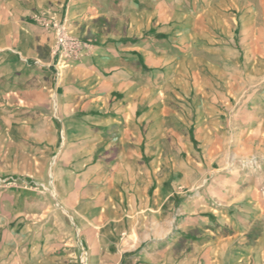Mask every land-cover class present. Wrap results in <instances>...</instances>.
Instances as JSON below:
<instances>
[{
  "label": "crops",
  "instance_id": "crops-1",
  "mask_svg": "<svg viewBox=\"0 0 264 264\" xmlns=\"http://www.w3.org/2000/svg\"><path fill=\"white\" fill-rule=\"evenodd\" d=\"M38 14L80 60L57 66ZM246 45L264 0H0V264H264Z\"/></svg>",
  "mask_w": 264,
  "mask_h": 264
},
{
  "label": "rangeland",
  "instance_id": "rangeland-1",
  "mask_svg": "<svg viewBox=\"0 0 264 264\" xmlns=\"http://www.w3.org/2000/svg\"><path fill=\"white\" fill-rule=\"evenodd\" d=\"M37 16H39V17H44L45 19H47L48 21H50V22H57L58 23V27L59 28H64V31H66V32H68V33H71L72 34V36L74 35L72 32H71V30H70V28H69V26L67 25V23H66V21L64 20V19H57L56 17H54V16H52V15H44V14H38V15H36L34 18H35V21L37 22V20H36V17ZM38 23V22H37ZM47 30H49V31H51L52 32V34L54 35V52H55V54H56V56H57V66H59L60 68L61 67H65V66H67L66 65V63H64L61 59H60V57H59V51L58 50H56V40H57V35H56V31L55 30H53V29H47ZM244 35V34H243ZM75 36V35H74ZM78 38V37H77ZM79 39V38H78ZM82 41V40H81ZM83 42V41H82ZM84 43V42H83ZM257 49V50H256ZM256 51H257V54L258 55H264V47L262 48V47H258V48H254L253 46H248V45H246V46H243L242 47V50H241V52H242V56L243 57H245L246 59H249L250 57L251 58H253V56L256 54ZM229 53H230V50L228 51ZM228 52H227V54H228ZM232 54V53H231ZM251 63H249V62H245L244 64H243V73H242V83H241V85H242V89H243V91H249L250 89H254L255 88V86H254V84H257V83H259L260 82V78H262L263 76L262 75H260V74H258V76L257 75H252L251 74V72H249V70H250V68H251ZM264 71V66L263 65H261V63H259L258 64V67H257V72H263ZM260 76V77H259ZM230 81H232V80H230ZM257 86V85H256ZM259 86V85H258ZM177 198V197H179V198H182L183 197V195H181V196H176V193L175 192H173V199L174 198ZM173 211H176V208H174L173 209Z\"/></svg>",
  "mask_w": 264,
  "mask_h": 264
},
{
  "label": "built area",
  "instance_id": "built-area-1",
  "mask_svg": "<svg viewBox=\"0 0 264 264\" xmlns=\"http://www.w3.org/2000/svg\"><path fill=\"white\" fill-rule=\"evenodd\" d=\"M36 20L44 28L56 31V50L60 52L59 57L67 66L80 60L85 45L80 39L64 31V28H59L57 22H50L39 16L36 17Z\"/></svg>",
  "mask_w": 264,
  "mask_h": 264
}]
</instances>
